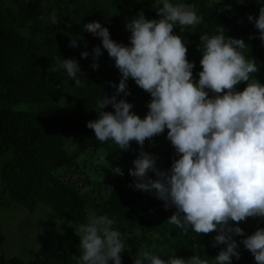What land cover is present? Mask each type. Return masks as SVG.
I'll return each mask as SVG.
<instances>
[{
	"label": "trees",
	"instance_id": "trees-1",
	"mask_svg": "<svg viewBox=\"0 0 264 264\" xmlns=\"http://www.w3.org/2000/svg\"><path fill=\"white\" fill-rule=\"evenodd\" d=\"M171 2L191 6L203 20L195 27L175 29L186 41L188 59L195 64V78L198 79V72L202 70L199 63L202 53L198 50L200 35L215 34L220 24L226 36L243 39L248 44L244 55L256 59L259 72L253 75L264 84V42L259 39V30L247 18L248 15L258 17L264 0ZM153 4L155 0H0V199L7 196L30 211L45 203L76 225L86 223L91 215H108L115 221L114 230L125 240L122 264H134L136 255L143 250L165 260L173 252L187 259L194 254V242L200 246L197 254L213 264V258L226 247L213 246L217 233L197 237L189 231L185 235L167 222L176 211L174 207L165 209L154 191L145 192L132 186L135 178L129 175V170L134 167L133 160L139 155L140 146L132 142L128 151H120L112 142L96 140L94 131L86 126L87 122L98 119L94 110L97 100L115 94L110 82L118 85L121 74L103 49L101 39L86 32L83 25L99 22L108 28L111 39L130 45L126 23L141 9L145 18L159 19L151 7ZM227 5L231 6L230 10ZM53 14L57 24L51 22ZM70 36L80 39L77 47H69ZM97 46L101 47L102 55L98 69L93 70L92 50ZM84 51L89 52L87 59L81 58ZM59 55L61 60L75 58L79 62L78 77L83 87H75V81L62 68L48 71ZM127 86L130 95L121 94L117 100L125 99L133 104L132 111L143 118L151 97L131 78ZM244 87L246 84L242 83L238 90ZM104 110L114 111L111 105ZM157 137L146 140L143 150L157 158L158 168L169 170L173 159L178 157L170 149L171 145L166 152L154 145ZM152 146L155 153L150 150ZM97 151L105 153L102 162L92 159L91 168L96 171L93 178L98 180L93 181L86 171L85 184L78 177L63 178L60 168L73 166L80 155L88 161V155ZM116 167L122 169V176L114 173L112 169ZM148 175L156 178L154 173ZM239 226L248 236L257 228H264V219L248 218ZM233 238L239 244L240 259L233 257L232 264H256L253 255L239 243L243 237ZM79 244L75 231L66 230L58 236L57 247L63 264H74L72 257L80 255ZM0 264L25 262L19 256H12L8 260L2 257Z\"/></svg>",
	"mask_w": 264,
	"mask_h": 264
},
{
	"label": "clouds",
	"instance_id": "clouds-1",
	"mask_svg": "<svg viewBox=\"0 0 264 264\" xmlns=\"http://www.w3.org/2000/svg\"><path fill=\"white\" fill-rule=\"evenodd\" d=\"M151 7L159 19L145 18L141 9L126 23L130 45L111 39L108 28L99 22L83 25L86 32L101 39L121 74L118 85L110 82L115 94L97 100L94 110L98 119L86 126L94 131L96 140L112 142L120 151H128L132 142L140 146L134 167L129 170L135 178L132 186L154 191L165 209L174 207L176 211L167 222L185 235L189 231L197 237L217 233L213 246L226 247L213 258V264H232L233 257L240 259L234 236L243 237L239 243L253 255L256 264H264V228L245 236L239 226L248 218L264 219V84L253 75L259 72L256 59L244 55L248 44L243 39L226 36L224 26L219 24L215 34L200 35L202 70L197 79L186 41L175 29L195 27L203 22L202 17L191 6L171 0H155ZM226 8L230 10L231 6ZM247 18L264 42V6L258 17ZM51 22L57 24L55 14ZM79 40L70 36L69 47H77ZM101 55V47L92 50L93 70L98 69ZM88 56L87 51L81 53L83 59ZM60 57L48 71L62 68L75 81V87H83L78 77L79 62ZM129 78L151 97L143 118L132 111L133 104L117 100L121 94L130 95ZM242 83L246 87L240 91ZM109 105L114 111L104 110ZM166 129V138L178 158L173 159L169 170H161L157 158L143 146ZM112 170L123 175L120 167ZM150 172L155 179L148 175ZM114 223L106 214L91 215L75 228L80 255L72 257L74 264H122L126 244L122 234L114 230ZM136 235H140L139 230ZM192 248L190 258L177 257L173 252L167 260L143 250L134 264H209L197 254L198 243L194 242Z\"/></svg>",
	"mask_w": 264,
	"mask_h": 264
},
{
	"label": "rangeland",
	"instance_id": "rangeland-1",
	"mask_svg": "<svg viewBox=\"0 0 264 264\" xmlns=\"http://www.w3.org/2000/svg\"><path fill=\"white\" fill-rule=\"evenodd\" d=\"M166 137L167 134L163 133L154 140V145L160 146L159 149L165 152L171 145ZM73 148L70 147V150ZM170 149L177 156L174 148ZM150 150L155 153L153 146ZM102 157H105L102 151L88 155V161L85 156L80 155L75 159L73 166H65L59 171L64 179L80 178L81 184L86 183L84 178V171H86L91 174L92 180L96 181L99 178H93V173L96 171L91 168L94 164L92 159L102 162ZM78 226L45 203H41L36 210L30 211L10 201L7 196H2L0 199V258L3 255L6 258L19 256L25 264H63L60 260L57 238L66 230L75 231Z\"/></svg>",
	"mask_w": 264,
	"mask_h": 264
}]
</instances>
